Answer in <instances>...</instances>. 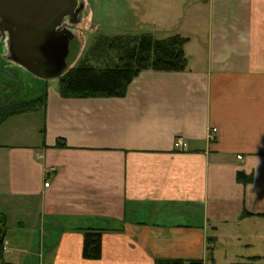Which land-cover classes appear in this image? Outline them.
<instances>
[{
    "label": "crops",
    "instance_id": "obj_1",
    "mask_svg": "<svg viewBox=\"0 0 264 264\" xmlns=\"http://www.w3.org/2000/svg\"><path fill=\"white\" fill-rule=\"evenodd\" d=\"M124 15L106 28L87 12L114 33ZM157 15L154 33L188 38L185 71L141 72L120 97L57 86L0 123L6 263L264 260V0H158ZM88 229L103 230L98 261Z\"/></svg>",
    "mask_w": 264,
    "mask_h": 264
},
{
    "label": "trees",
    "instance_id": "obj_2",
    "mask_svg": "<svg viewBox=\"0 0 264 264\" xmlns=\"http://www.w3.org/2000/svg\"><path fill=\"white\" fill-rule=\"evenodd\" d=\"M188 38L174 33L156 38L150 33L137 35L109 34L100 32L82 54L77 66L60 77L59 90L63 97H120L127 92L129 84L141 72L185 71L188 57L185 45ZM7 89L5 86L2 90ZM4 97V93L2 92ZM2 97V98H3ZM46 102V93L35 99L12 103L0 102V123L10 116L36 111ZM239 182L250 177L238 173ZM6 223L0 213V264L4 260ZM103 230L88 229L84 234L82 256L89 261L102 258ZM210 250L212 257L213 249ZM253 261L256 258L252 259ZM155 264H205L203 259H158ZM256 264V263H248Z\"/></svg>",
    "mask_w": 264,
    "mask_h": 264
},
{
    "label": "water",
    "instance_id": "obj_3",
    "mask_svg": "<svg viewBox=\"0 0 264 264\" xmlns=\"http://www.w3.org/2000/svg\"><path fill=\"white\" fill-rule=\"evenodd\" d=\"M84 8L85 0H0L8 60L44 80L62 77Z\"/></svg>",
    "mask_w": 264,
    "mask_h": 264
},
{
    "label": "rangeland",
    "instance_id": "obj_4",
    "mask_svg": "<svg viewBox=\"0 0 264 264\" xmlns=\"http://www.w3.org/2000/svg\"><path fill=\"white\" fill-rule=\"evenodd\" d=\"M85 10L81 13V21L74 27L76 32V38L71 43L70 55L68 58V69H71L77 66L82 54L92 42L100 35V32H106L109 34H143V33H154V22H157L158 15V0H85ZM92 10V17L94 18L93 22H98L104 20L106 28H109V21L115 20L118 21L122 19L126 21V25L120 27L121 33H114L111 30H97L92 28V21L87 17V12ZM124 30H128L127 32ZM177 32L171 31V29H165L160 27L158 32L152 34L156 38H165L170 34ZM178 34V33H177ZM8 47L5 41L0 40V66L5 64V66L14 70L17 74L15 84L10 88L7 84V89L2 90L5 94L0 96V102L2 103H12L20 102L25 100L35 99L43 93L50 92L55 87L59 86L60 78L53 80H44L34 76L33 74L26 71L23 67L15 64L14 62L8 60ZM80 52V53H79ZM65 72V74L67 73ZM9 77L6 74V77L0 74V82H8ZM0 91V92H2ZM3 97V98H2ZM12 122H8L11 124ZM6 124V125H8ZM32 133H29L28 141L31 137L37 134V127L31 125ZM11 129L7 126H3L0 131L8 132ZM227 254V255H226ZM241 252L237 253H225L222 249L216 254V263L217 264H229L228 261H225L229 257H232L233 262H249V259L242 258ZM235 260V261H234ZM259 264H264V260L259 262Z\"/></svg>",
    "mask_w": 264,
    "mask_h": 264
},
{
    "label": "flooded vegetation",
    "instance_id": "obj_5",
    "mask_svg": "<svg viewBox=\"0 0 264 264\" xmlns=\"http://www.w3.org/2000/svg\"><path fill=\"white\" fill-rule=\"evenodd\" d=\"M0 74L3 75L4 77H6V74L9 76V77H7L9 79V81L7 83L4 81L0 82V91H2V89L7 85L11 88L13 86V84H15V81L17 78L16 72L14 70H11L10 68L7 69L5 64L0 66ZM2 92H0V96H2Z\"/></svg>",
    "mask_w": 264,
    "mask_h": 264
},
{
    "label": "built area",
    "instance_id": "obj_6",
    "mask_svg": "<svg viewBox=\"0 0 264 264\" xmlns=\"http://www.w3.org/2000/svg\"><path fill=\"white\" fill-rule=\"evenodd\" d=\"M213 138H214V135H213ZM178 142H179V144H180L182 147H185V146H186V144H185L182 140H179ZM46 186H49V183H48V182L46 183ZM4 248H5V247H4Z\"/></svg>",
    "mask_w": 264,
    "mask_h": 264
}]
</instances>
